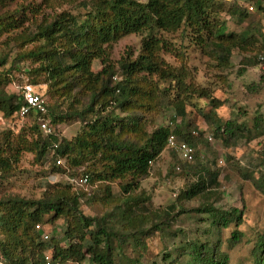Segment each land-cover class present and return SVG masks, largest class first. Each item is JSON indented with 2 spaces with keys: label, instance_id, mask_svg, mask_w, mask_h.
Returning a JSON list of instances; mask_svg holds the SVG:
<instances>
[{
  "label": "trees",
  "instance_id": "16d2710c",
  "mask_svg": "<svg viewBox=\"0 0 264 264\" xmlns=\"http://www.w3.org/2000/svg\"><path fill=\"white\" fill-rule=\"evenodd\" d=\"M83 6L79 12L41 13L40 4L21 5L0 16V34L19 29L12 35L21 48L16 62L37 64L30 70L33 80L27 83H45L43 93L48 98L45 115L32 110L25 116L30 122L27 128L15 133L8 127L0 132V193L1 186L18 171L24 151L33 152L40 162L51 154L50 170L67 177L65 183L48 185L38 198L1 195L0 264H120L115 258L117 247L122 250L132 244L134 249L146 248L145 241L153 232L164 231L176 215L190 213L183 206L185 201L207 193L210 184L217 182L216 173L199 162L194 164L197 154L193 160L184 161L169 148L198 175L197 181L177 195L178 212L170 218L169 212L152 206L150 195L138 191L168 148L169 135L196 149L195 137L202 133L190 130L193 123L185 120L188 102L203 114L213 134L224 141L238 138L242 130L249 131L235 118L226 119L215 112L222 102L195 78L186 81L184 65L173 66L161 55L173 47L157 35L179 30L225 67L235 50L252 52L258 59L264 54L260 23L251 21L234 31L223 17L227 12L243 24L250 17L247 8L226 0H86ZM39 15L40 20L36 19ZM29 17L33 27L24 26ZM146 31L139 54L117 61L119 75L116 62L110 58L111 47L124 36ZM96 59L101 61L98 70L93 66ZM7 63V56H1L0 115L13 120L22 117L25 100L21 87L15 92L8 90L14 76L11 68L3 67ZM243 63L254 65L256 60L249 57ZM200 99L202 104L197 103ZM166 109L173 114L167 124H158L157 115ZM41 115L49 126L79 120L80 130L71 139H59L56 132L42 130ZM260 163L261 181L256 186L264 190V158ZM177 166L181 170V165ZM84 178L86 183L81 182ZM116 181L120 182V192L114 191ZM89 183L96 184L90 193L74 189ZM85 198L89 203L100 200L109 209L101 216L88 215L82 208ZM196 211L206 213V219L217 227L242 221L243 209L236 207L221 210L206 205ZM59 219L64 223L60 235L46 231V224ZM242 235L234 230L229 243L239 242ZM221 244L222 240L211 237L174 243L173 250L162 253L157 264H229L228 254L220 251ZM252 255V264H264V230ZM140 256H123L121 260L142 264Z\"/></svg>",
  "mask_w": 264,
  "mask_h": 264
},
{
  "label": "rangeland",
  "instance_id": "374dc122",
  "mask_svg": "<svg viewBox=\"0 0 264 264\" xmlns=\"http://www.w3.org/2000/svg\"><path fill=\"white\" fill-rule=\"evenodd\" d=\"M83 2L86 0H18L13 3H0V16L21 5L39 4L41 13L61 10L79 12L84 10ZM226 2L236 3L241 9L247 8L250 16L247 21L240 24L236 18L224 12L223 17L226 18L230 30L239 31L249 22L254 21L252 24L260 23L261 32L264 35V9L261 8L264 6V0H226ZM41 18L42 16L39 15L36 19L40 20ZM31 21L33 19L29 17L24 26L29 24L30 27H33ZM11 31L0 34V57L7 56L8 63L3 67L11 68L14 76V81L8 86V90L15 92L18 87L20 88L28 81L33 80L30 70L37 64L32 61L16 62L21 48L12 39V35H17L19 29ZM147 35V31L132 33L113 44L110 49V58L116 62V72L119 75L120 69L117 61L129 56L136 57L142 49L143 38ZM157 35L164 38L173 47L171 52L162 51L161 55L173 66L184 65L188 74L186 81L195 78L197 83L222 102L215 112L226 119L235 118L238 124L242 123V127L248 128L249 131L242 130L238 138L224 141L213 134L203 114L188 102L189 115L185 120H190L193 123L190 130L202 133L195 137L197 159L194 164L199 162L201 167L210 170L213 174L216 173L217 182L210 184L207 193L193 200L185 201L183 206L190 213L176 215L164 231L153 232L145 241L146 248L134 249L132 244L122 250L117 247L115 258L120 264H125L121 260L123 256L132 258L141 255L142 264H153V262L157 264L161 262L162 253L173 250L174 243L184 244L185 241L193 239L206 241L211 237L214 241L222 240L220 251L228 254L229 264H252V249L259 233L264 230V190L258 189L256 186L261 181L259 177L262 175L258 165H262L260 161L264 158V63L259 62L257 55L254 57L252 52L235 50L230 63L226 67L221 66L213 55L202 51L191 41L189 36L179 30L158 32ZM258 38L262 39L260 34H258ZM249 57L256 60V64L245 65L243 61ZM93 66L95 70H98L101 67V61L96 59ZM35 84L38 89L45 92L47 87L45 83ZM202 102V99L197 101L198 104H202ZM208 109L209 105L204 110ZM171 114H173L172 110H164L157 115V123L167 124ZM262 123L261 127L257 126ZM29 124L30 122L25 117L5 120L0 115V132L11 127L16 133L22 128H27ZM80 127L79 120L61 122L56 125L50 123V132H56L59 139H71L79 132ZM41 133L44 134L43 131ZM209 136H212V140L208 139ZM50 156L51 154L40 162L37 161L33 152L24 151L18 171L1 186L0 197L13 193L38 198L48 185L57 182L65 183L67 181L65 175L50 170ZM179 158L175 152L166 148L159 160L152 166L149 175L141 181L142 185L138 190L150 195L152 206L166 210L169 212L170 218L179 209L177 207L176 211L177 195L198 179L196 170L189 167L190 164L187 162L180 161ZM63 162L62 160L61 163L63 164ZM178 164L181 165V170L176 168ZM113 186L114 191L120 192L119 181L114 182ZM74 189L90 193L96 189V184L78 185L74 186ZM85 200L86 198L83 200L82 208L88 215L101 216L109 209L100 200L91 203ZM206 205H213L221 210H230L235 207L243 209L242 221L239 225L233 220L227 227L213 226L206 219V213L196 211ZM63 224V220L59 219L55 223L46 224L45 229L48 232L56 231L55 234L60 235ZM234 230H240L243 235L239 242L230 244L229 238ZM210 231L211 236H209ZM86 263L92 264L89 261Z\"/></svg>",
  "mask_w": 264,
  "mask_h": 264
},
{
  "label": "built area",
  "instance_id": "2783aa9c",
  "mask_svg": "<svg viewBox=\"0 0 264 264\" xmlns=\"http://www.w3.org/2000/svg\"><path fill=\"white\" fill-rule=\"evenodd\" d=\"M258 59L261 63H264V54H260ZM21 89L25 103L21 107L20 116L25 117L32 110L39 111L41 114L45 115L47 112L46 99L40 88L38 89L35 84L25 83L21 86ZM43 115L40 116V126L43 131L48 132L50 131V126ZM208 139L212 140V136H209ZM168 148L175 150L184 161H191L196 155V149L193 146L185 141L178 140L174 134L168 137ZM177 169H179V166H177ZM81 182L86 183L87 178L82 179ZM37 227L40 228V225H37ZM45 237H47V234ZM47 259H49V256Z\"/></svg>",
  "mask_w": 264,
  "mask_h": 264
}]
</instances>
